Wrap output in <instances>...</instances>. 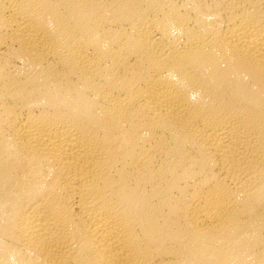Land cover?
<instances>
[{"label": "bare ground", "instance_id": "bare-ground-1", "mask_svg": "<svg viewBox=\"0 0 264 264\" xmlns=\"http://www.w3.org/2000/svg\"><path fill=\"white\" fill-rule=\"evenodd\" d=\"M0 264H264V0H0Z\"/></svg>", "mask_w": 264, "mask_h": 264}]
</instances>
